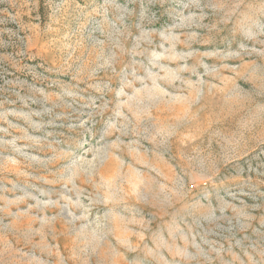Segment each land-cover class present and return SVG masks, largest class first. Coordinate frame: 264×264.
<instances>
[{"label": "rangeland", "instance_id": "374dc122", "mask_svg": "<svg viewBox=\"0 0 264 264\" xmlns=\"http://www.w3.org/2000/svg\"><path fill=\"white\" fill-rule=\"evenodd\" d=\"M0 264H264V0H0Z\"/></svg>", "mask_w": 264, "mask_h": 264}]
</instances>
